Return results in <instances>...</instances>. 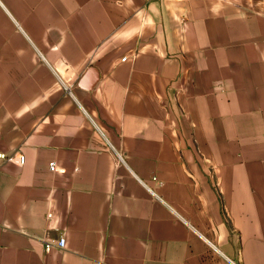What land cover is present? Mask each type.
Listing matches in <instances>:
<instances>
[{
  "label": "crops",
  "instance_id": "obj_1",
  "mask_svg": "<svg viewBox=\"0 0 264 264\" xmlns=\"http://www.w3.org/2000/svg\"><path fill=\"white\" fill-rule=\"evenodd\" d=\"M0 151V264H264V0H0Z\"/></svg>",
  "mask_w": 264,
  "mask_h": 264
},
{
  "label": "built area",
  "instance_id": "obj_2",
  "mask_svg": "<svg viewBox=\"0 0 264 264\" xmlns=\"http://www.w3.org/2000/svg\"><path fill=\"white\" fill-rule=\"evenodd\" d=\"M0 161L2 162H18L20 164H24L25 162V156L21 153H7L0 151ZM49 167L51 170H56L58 168V164L55 161H52L49 163ZM52 215L51 213L49 214ZM66 246V238L64 236H61L56 241H46L45 242V249L50 250L54 247L57 248H64Z\"/></svg>",
  "mask_w": 264,
  "mask_h": 264
}]
</instances>
